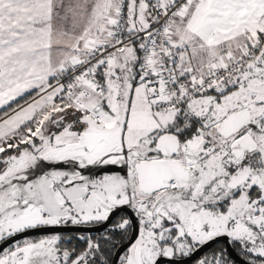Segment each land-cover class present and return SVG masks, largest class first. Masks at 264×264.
<instances>
[{"label":"snow or ice","instance_id":"6c2138e0","mask_svg":"<svg viewBox=\"0 0 264 264\" xmlns=\"http://www.w3.org/2000/svg\"><path fill=\"white\" fill-rule=\"evenodd\" d=\"M0 109V264H264V0H0Z\"/></svg>","mask_w":264,"mask_h":264},{"label":"flooded vegetation","instance_id":"af4514ba","mask_svg":"<svg viewBox=\"0 0 264 264\" xmlns=\"http://www.w3.org/2000/svg\"><path fill=\"white\" fill-rule=\"evenodd\" d=\"M124 218H131L132 220L134 218L136 220V217H135L133 210H132V216H131L129 211H127L125 209H120V210L116 211L112 215L110 221L104 227H102L100 229H97V230H77V229L60 230V234L65 238L76 237L79 235L92 236L93 238L100 237L101 235H112V233L109 230L112 229L116 224L121 222V220ZM131 230H132V225L129 227L128 231L124 234L123 237H121L119 232H117L114 235V240L116 241V247L119 244L123 243L129 237ZM46 233H51V232H46ZM46 233H35V234H29V235H25V236H30L31 238L36 239L39 236L46 234ZM36 234L38 236L34 237ZM137 234H138V225H137V232H136L135 236H137ZM21 237H23V236H21ZM21 237L7 243L5 246H3V248L12 246L15 242H18L19 239H21ZM61 246L69 248V249L75 247L76 251L79 253L85 249L86 244L82 240L72 239L70 244L69 243H62ZM126 246L127 245H125L124 247L121 248V250L118 253L119 255L124 254V249L126 248ZM115 248H113L111 251L110 260H112ZM221 249H224L226 259H228L229 264H247V262L249 260V257L242 251L240 245L230 244L227 242V240L225 238H219V239H216L214 241H210L207 245L203 246L198 251L193 252L191 254L192 256L190 255V256H186V257H180L178 255L177 257H175V261L181 262V264H197V261L199 259H201L202 257H204L206 255L210 256L213 253H218ZM237 257L242 259L243 262L240 261ZM115 261H117V264H118L117 258ZM159 264H170L169 258H161L159 261Z\"/></svg>","mask_w":264,"mask_h":264},{"label":"water","instance_id":"95a60500","mask_svg":"<svg viewBox=\"0 0 264 264\" xmlns=\"http://www.w3.org/2000/svg\"><path fill=\"white\" fill-rule=\"evenodd\" d=\"M120 209H125V210L129 211V213L132 216V210L130 208H128L127 206H123ZM120 209H117L116 211H118ZM112 215H111V217H112ZM111 217H110V219H111ZM109 221L105 222L104 224H94V225H83V226H71V225H68V226L62 227L60 230H70V229H77V230H97V229H100V228L104 227ZM133 221H134V223L132 224V230H131V233H130L129 237L123 243L119 244L115 248V251H114L113 257H112V260L113 261L116 260L117 254L119 253V251L121 250V248L128 244L129 238H134V236H135V234L137 232V224L135 223L136 220L134 218H133ZM46 232H49V231L28 230L27 232L17 234L14 238H12L11 240H9L7 243H9V242H11V241H13V240L21 237V236H25V235H29V234H35V233H46ZM7 243H5L3 241H0V247L5 246ZM238 259L243 262L242 259H240V258H238Z\"/></svg>","mask_w":264,"mask_h":264},{"label":"rangeland","instance_id":"374dc122","mask_svg":"<svg viewBox=\"0 0 264 264\" xmlns=\"http://www.w3.org/2000/svg\"><path fill=\"white\" fill-rule=\"evenodd\" d=\"M34 95H35V92H33V93L31 94V97H30V98L26 99L25 101L21 102L20 104H24L26 101L31 100V99L33 98ZM14 107H15V106H14ZM0 167H3V165H0ZM105 171H111V172H113V173H115V172H120V174H124V173H123L118 167H116V166H109V169H106ZM85 174H88V173L86 172ZM93 174L95 175V174H99V173H97V172L94 170V171H93ZM49 234H52V233H46V234H43V235L39 236L38 238H40V237H42V236H44V235H49ZM38 238H36V239H38ZM24 239H33V238H31L30 236H23V237H21V239H19L18 242H22ZM15 243H16V242H15Z\"/></svg>","mask_w":264,"mask_h":264},{"label":"trees","instance_id":"16d2710c","mask_svg":"<svg viewBox=\"0 0 264 264\" xmlns=\"http://www.w3.org/2000/svg\"><path fill=\"white\" fill-rule=\"evenodd\" d=\"M31 95H25L24 97H23V99H19V103H21V102H23L25 99H27V98H29ZM15 106V103H13V107ZM6 109H0V114H2L3 113V111H5ZM0 155H2V154H0ZM36 236H38L37 234L34 236V237H36ZM84 244V243H83ZM82 244V245H83Z\"/></svg>","mask_w":264,"mask_h":264},{"label":"crops","instance_id":"0c3cea01","mask_svg":"<svg viewBox=\"0 0 264 264\" xmlns=\"http://www.w3.org/2000/svg\"><path fill=\"white\" fill-rule=\"evenodd\" d=\"M34 96H35V95H34ZM34 96H33V97H34ZM30 97H31V96H30ZM30 97H29V98H30ZM27 99H28V98H27ZM25 100H26V99H25ZM25 100H24V101H25Z\"/></svg>","mask_w":264,"mask_h":264}]
</instances>
